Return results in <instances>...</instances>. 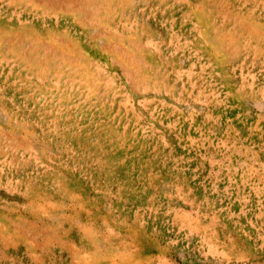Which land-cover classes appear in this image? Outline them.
Here are the masks:
<instances>
[{
  "label": "rangeland",
  "instance_id": "rangeland-1",
  "mask_svg": "<svg viewBox=\"0 0 264 264\" xmlns=\"http://www.w3.org/2000/svg\"><path fill=\"white\" fill-rule=\"evenodd\" d=\"M0 264H264V0H0Z\"/></svg>",
  "mask_w": 264,
  "mask_h": 264
}]
</instances>
